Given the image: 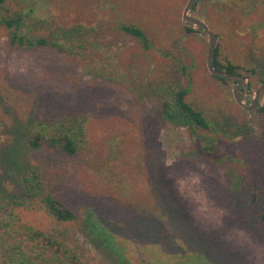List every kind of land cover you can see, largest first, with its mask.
<instances>
[{"label":"rangeland","instance_id":"obj_1","mask_svg":"<svg viewBox=\"0 0 264 264\" xmlns=\"http://www.w3.org/2000/svg\"><path fill=\"white\" fill-rule=\"evenodd\" d=\"M185 1L2 0L8 14L23 12L25 24L40 22L38 33L78 21L98 46L82 63L10 46L0 26V154L24 122L82 120L84 142L74 155L55 149L27 160L65 175L60 199L89 221L63 233L88 264H264V91L250 116L232 98L235 82L209 74L207 35L181 21ZM189 13L215 34L219 61L246 67L237 71L249 82L240 92L248 101L264 80V3L196 0ZM120 22L138 25L149 47ZM155 79L187 87L184 100L209 128L190 134L163 119L166 88ZM208 136L222 150L217 157L193 150L192 141ZM0 184L21 195L2 164Z\"/></svg>","mask_w":264,"mask_h":264},{"label":"trees","instance_id":"obj_2","mask_svg":"<svg viewBox=\"0 0 264 264\" xmlns=\"http://www.w3.org/2000/svg\"><path fill=\"white\" fill-rule=\"evenodd\" d=\"M256 1L264 3V0ZM77 22H52L46 26V33H38L36 27L40 22L25 24L23 12L8 14L0 0V26L6 31L10 46L46 49L83 63L94 55L98 46L91 37L83 35ZM119 28L134 36L144 48L149 47L138 25L120 22ZM216 56L215 46L211 64L216 69L239 73L238 69L246 68L238 63L219 61ZM249 71L254 72L252 68ZM145 77L141 79L145 80ZM152 82L166 88V98L159 102L163 119L185 126L190 134L195 128H209L210 123L202 113L184 100L187 87L163 83L160 79ZM44 127L49 130L43 131ZM17 129L18 135L12 136L10 146L0 154L3 173L22 191L18 196L9 195L0 184V264H88L78 247L63 233L65 225L85 226L89 221L87 215L77 216L60 199L66 189L62 181L65 175L38 169L27 160L28 155L55 149H59L64 156L74 155L84 142L82 120L78 122L75 116L63 114L55 121L44 124L43 121H35V124L24 122ZM192 146L195 153L202 157L213 158L222 153L217 147L219 145L209 136L203 144L192 141ZM255 199L256 192L251 191L250 203H254Z\"/></svg>","mask_w":264,"mask_h":264},{"label":"water","instance_id":"obj_3","mask_svg":"<svg viewBox=\"0 0 264 264\" xmlns=\"http://www.w3.org/2000/svg\"><path fill=\"white\" fill-rule=\"evenodd\" d=\"M195 0H186L182 10H181V21L192 26H196L200 28L204 33L207 35V55L205 59V67L209 74L213 76H217L223 79L229 80H237L235 85L231 89V94L234 102L238 104L241 108L245 110H251L256 102V98L258 94L264 90V81L261 82L257 88L253 92V96L249 103L244 102L239 96V87L240 85L246 81V78L239 73H228L224 70L216 69L212 66V58L214 54V47H215V34L211 31L208 25L199 17L191 15L189 10L191 9L192 5L194 4Z\"/></svg>","mask_w":264,"mask_h":264},{"label":"flooded vegetation","instance_id":"obj_4","mask_svg":"<svg viewBox=\"0 0 264 264\" xmlns=\"http://www.w3.org/2000/svg\"><path fill=\"white\" fill-rule=\"evenodd\" d=\"M196 1V0H195ZM195 3V2H194ZM193 6V5H192ZM192 8V7H191ZM240 74V73H239ZM243 75V74H242ZM244 76V75H243ZM245 78H246V81L245 82H243L241 85H240V87H239V96H240V92L241 91H243V90H248V88L250 87L249 86V82L247 81V77L246 76H244ZM236 81L237 80H234V82L236 83ZM264 81V80H263ZM263 81H261L260 80V82L257 84V86L261 83V82H263ZM235 85V84H234ZM257 86L252 90V93H251V96H250V99L248 100V101H244V102H246V103H249L250 101H251V98H252V96H253V92H254V90L257 88ZM264 90H262L259 94H258V96H257V98H256V102H255V105H254V107L251 109V110H245L250 116H253L254 114H255V110L258 108V106H259V96H260V94L263 92ZM241 98V97H240Z\"/></svg>","mask_w":264,"mask_h":264}]
</instances>
